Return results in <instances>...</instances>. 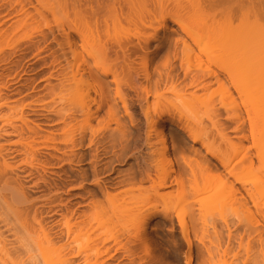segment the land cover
Listing matches in <instances>:
<instances>
[{"label": "bare ground", "instance_id": "bare-ground-1", "mask_svg": "<svg viewBox=\"0 0 264 264\" xmlns=\"http://www.w3.org/2000/svg\"><path fill=\"white\" fill-rule=\"evenodd\" d=\"M9 2L14 11H5L4 16L0 14V26L18 18L19 12L27 11L26 6L32 4V0ZM37 2L52 11L60 7L71 10L75 18L69 29L84 45L80 49L67 34L66 43L73 63H67L66 52L54 59L51 76L59 83L48 87L52 100L29 104L35 119H26L22 113L20 120L24 126L7 122L11 135H25L32 143L26 150L24 164L28 169L15 165L19 157L17 151L0 146V264H127L125 261L137 256L138 244L150 247L154 236L149 231V223L154 214H136L135 233L116 231L106 228L101 214L82 211L83 196L74 195L65 202L58 195L78 179L64 169L66 165L78 167L88 158L92 163L90 173L82 170L81 175L93 177L109 202L113 201L109 190L119 181L115 178L101 184L100 175L110 170L114 161L134 159L136 168L131 179L149 184L163 203L164 222L173 226L175 220L170 212L175 211L179 202L189 203L184 178L190 179L188 184L193 193L199 191L195 181L199 176L196 165L201 173L212 168L216 175L209 177L224 182L222 203H236L238 214L244 212L255 225L259 223L258 215L264 218V0ZM16 6L20 11H16ZM169 6H173V11ZM138 16H141L140 26L146 31L144 36L117 48L108 47L110 25L115 20L132 21ZM168 18L180 27L181 35L166 61L151 73L148 60L162 49L160 45L154 49L152 42L168 28ZM27 22L22 21L12 32H0V56L6 50L11 51V58L18 55L22 40L17 34ZM150 29L153 33L147 32ZM90 40L93 43H89ZM138 61L144 62L141 71L136 66ZM6 66L0 62L1 78ZM21 80L17 75L10 76L0 84V93L3 88L14 87V94H18L23 85ZM91 80L98 82L101 95L96 112L91 108ZM216 84L217 88L212 89ZM3 100L1 94L0 110L7 104ZM101 112L107 117L102 131L91 125ZM80 113L88 119L90 138L86 136L88 130L72 125ZM50 114L57 118H50ZM223 120L234 126L231 132L235 139L226 133L228 127ZM29 122L35 126H30ZM168 125L183 131L192 143L201 144L212 160L197 151L188 153L180 141H175L172 149L167 148ZM41 126L59 127L51 131L50 136H44L38 129ZM3 131L1 128L0 134ZM96 135L105 139L100 140ZM105 140L112 144V151L98 147L106 144ZM217 141L218 147L210 143ZM248 141H251L249 146L245 144ZM158 143H162L163 148L159 149ZM86 146L95 148V154L76 153ZM43 149L55 152L49 156L59 160L53 166L61 170L57 174L60 181L39 178L29 186L28 182L38 178L47 166L36 161ZM255 156L259 163L254 162ZM198 157L201 164L196 161ZM172 158H178L185 166L159 167L161 162ZM237 160L243 162V168L236 166ZM176 187L178 195L162 192ZM30 189L47 194L34 197ZM70 190L76 189L70 187ZM191 211L195 218L192 208ZM177 213L178 222L184 226L183 216ZM184 228L183 238L192 250V238ZM259 230L264 234V229ZM213 250L211 246L206 247L204 264H230L227 261L216 263ZM187 264H194L192 253ZM241 264H264V250L255 251L251 259Z\"/></svg>", "mask_w": 264, "mask_h": 264}, {"label": "rangeland", "instance_id": "rangeland-1", "mask_svg": "<svg viewBox=\"0 0 264 264\" xmlns=\"http://www.w3.org/2000/svg\"><path fill=\"white\" fill-rule=\"evenodd\" d=\"M172 2V1H170ZM0 14L4 16L5 11H14L10 5L9 0L0 2ZM56 7V5H54ZM16 11H20V7H17ZM173 6H169V10H172ZM27 11L19 12L18 18L13 21L6 22V24L0 26V32H12L16 29V26L20 25L22 21H28L26 27L21 28L17 34V37L21 38L20 52L17 56L11 58L9 53L11 51L6 50L5 54H1L0 62L6 63L4 76L0 77V84L3 85L10 76L20 77L22 80V87H19V93L14 94L13 88L2 89L4 102H7L0 110V129L4 128V131L0 134V146L6 150H15L19 155L15 161L20 169H28L24 163L27 160L26 150L29 148L32 140L27 136L11 135L12 129H10L9 123L13 122L17 127L24 126L20 117L22 113L26 119H35L31 115L33 112L29 108V104L37 103L38 101H51L53 94L48 90V87L57 85L59 82L57 79L51 76L54 72V59L56 57H62L63 53L67 54V63H73V55L68 50L66 43L67 34H70L72 42H76L80 49H83L84 42L80 37L73 33L69 29V25L72 23L73 13L71 10L60 7L52 11L44 3H39L37 0H32V4L26 6ZM173 11V10H172ZM0 16V18L2 17ZM138 16L132 21L115 20L114 24L110 25V31L108 32L109 38H107L108 47L113 46L117 48L119 45L127 43L129 41H137L144 36V31L140 26ZM18 21L14 23L16 20ZM121 21V22H120ZM167 29L163 30L158 38L152 42L153 48L157 45L162 46V49L155 57H151L148 60V67L151 73L157 71V66L166 61L167 56L172 53L175 45V41L181 35L180 27L172 24L168 18ZM17 32V30H16ZM15 32V33H16ZM153 33L152 29L147 31ZM28 36V38H25ZM105 41V39L103 40ZM89 43H93L90 40ZM152 48V50H153ZM10 62V64L8 63ZM13 62V63H12ZM136 65L140 71L144 66V62L138 61ZM3 71L0 70V74ZM72 74V73H71ZM10 75V76H9ZM111 78V77H110ZM18 80V78H17ZM91 108L94 112L97 111L99 104L101 103V95L99 92L98 82L91 80ZM216 85H212V89L217 88ZM91 89V87H90ZM10 100H16L18 103L13 104ZM151 101L153 99L151 98ZM2 102V101H1ZM51 103V102H50ZM121 108V106H119ZM123 112V109H121ZM50 118H57L54 114L49 115ZM246 118V117H245ZM87 117L85 115L77 114L76 120L72 122L79 129L88 130L86 132L87 138L91 137L89 125L87 124ZM105 120H107L105 112L98 113L96 118L91 121V125L94 129L102 131L104 128ZM104 121V123H101ZM227 128L226 133L230 137H234V133L231 130L234 126L230 125L227 121L223 120ZM6 127H3V126ZM30 126H35L34 123L29 122ZM59 127V126H58ZM57 126H41L40 132L44 136H50L51 131L58 128ZM166 147L172 149L175 141H180L181 147L188 153L199 152L200 155L206 157L208 160H212L210 154L202 148L201 144H194L190 138L181 130L172 128L168 125L166 128ZM98 139L102 138V135H96ZM235 139V138H233ZM159 140V139H158ZM157 140V141H158ZM103 146L99 145L100 150L107 148L108 151H112V144L108 142ZM105 143V142H104ZM214 147L219 146V142H210ZM247 146L251 144V141L245 142ZM158 148H163L162 143L157 144ZM118 149V148H116ZM252 151V154H254ZM55 153L53 150H41L37 160L39 163H47L45 171L40 173L38 178H34L32 182H28L27 185L31 186L39 178H46L49 181H60L59 173L60 168H56L53 164L59 162V160L51 158L49 155ZM88 155L95 154V148L87 146L76 152ZM197 163L201 162V158H196ZM254 162L259 163L256 156L253 158ZM201 164V163H200ZM36 165V163H35ZM92 163L88 158L83 164L76 166L66 165L65 170L72 172L76 178L74 182H70L69 188H64L63 192L58 194L63 201L70 200L74 195H80L85 198L83 201L85 207L82 211L88 214L99 213L102 216V221L106 224V228H110L116 231H130L135 233V221L134 216L138 213L141 214H154L155 216L149 223V231L152 232L154 238L150 241V247H143L138 244L137 256L132 261H125L127 264H187V261L192 253L194 258V264H204L203 256H207L206 247H213V257L216 263L227 261L230 264H241V262L251 259L255 251L262 248L264 250V240L261 235L260 228L264 229V218L260 215L257 216L259 221L255 225V222L251 221L248 216L243 215L244 212L238 214V205L233 202L222 203V197H224L225 186L221 180L214 181L209 176L216 172L212 168L204 170L202 173L196 165L198 171V179H196L198 193L192 192L189 183V178H184L185 188L184 192L189 199V203L179 202L175 211H171V215L174 217L175 224L171 225L169 222H164V206L161 200L155 196L154 192L149 188V184H140L137 180H132V173L135 172L136 161L127 157L124 161L112 162V167L107 172L100 175V183H106L107 181H119L115 188L110 189L112 200L109 202L106 196H103L101 188L98 184L93 182L94 178L84 177L81 175L82 170L90 173ZM183 163L177 159H168L159 164L160 168L172 169L183 167ZM236 166L243 168V162L236 161ZM92 173V171H91ZM20 175H23L21 171ZM58 174V175H57ZM83 176V177H82ZM140 177V176H139ZM24 178V177H23ZM191 178V177H190ZM25 181V180H24ZM70 187H74L76 190H70ZM251 187V186H250ZM202 189V190H201ZM31 190V189H30ZM32 190L33 187H32ZM31 190V191H32ZM162 192H172L174 195L179 194V189L172 188L163 190ZM99 193V194H97ZM34 197L47 192L32 191ZM97 194V195H96ZM181 196V195H180ZM76 201H81L77 200ZM94 203V204H93ZM115 204L113 206L112 204ZM264 203V200H263ZM190 204L192 207H190ZM191 208L196 217L192 218ZM179 212L185 223V228L190 234V238L193 241L192 250L189 248L186 240L183 238V227L178 222L176 214ZM250 216V215H249ZM251 217V216H250ZM164 222V223H163ZM254 224V225H253ZM257 226L260 227L257 229Z\"/></svg>", "mask_w": 264, "mask_h": 264}]
</instances>
